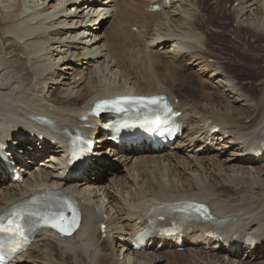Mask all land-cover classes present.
Segmentation results:
<instances>
[{
  "label": "bare ground",
  "instance_id": "6f19581e",
  "mask_svg": "<svg viewBox=\"0 0 264 264\" xmlns=\"http://www.w3.org/2000/svg\"><path fill=\"white\" fill-rule=\"evenodd\" d=\"M221 1H209V16L204 0H0V136L15 137L17 150L7 154L17 160L16 152H24L17 166L27 173L14 183L0 166V212L48 190L70 195L83 211L72 238L38 230L11 264H264V160L248 154L264 141V0ZM156 3L161 10L152 9ZM224 9L237 26L222 46L214 32L223 29L215 19ZM100 17L101 27L118 26L116 38L125 30L124 53L106 31L92 35L85 26ZM136 59L147 70L136 69ZM184 69L217 98L190 82L191 74L179 79ZM101 76L117 87L100 85ZM177 81L200 96L180 97ZM120 90L167 94L182 112L185 133L163 150L132 145L122 152L105 147L100 135L84 173L62 179L66 145L59 131L85 127L81 116L90 105ZM42 118L57 130L41 128ZM215 127L220 133H212ZM188 199L211 206L221 224L216 234L206 237L205 223L190 222L181 234L157 231L134 249L133 237L153 208ZM179 237L186 250L178 248Z\"/></svg>",
  "mask_w": 264,
  "mask_h": 264
},
{
  "label": "rangeland",
  "instance_id": "374dc122",
  "mask_svg": "<svg viewBox=\"0 0 264 264\" xmlns=\"http://www.w3.org/2000/svg\"><path fill=\"white\" fill-rule=\"evenodd\" d=\"M210 0H204V2H203V5H202V8L205 10V11H207V13H208V15L209 16H211V15H214V11H211L210 10V8H208L209 7V4H210V2H209ZM233 2V0H222L221 2H222V4L223 3H225V2ZM207 3H208V5H207ZM206 6V7H205ZM221 9H219V11H220ZM224 11H225V13H222V16H219L218 17V19L220 20V21H216V20H218V19H215V23H217V24H219V26H221L223 29L222 30H219V31H216V32H214L215 33V35H216V37L219 35V37H217V39L216 40H214V42L217 44V43H221L222 44V46H224V41H220V39H228V40H232V38H231V36L228 34V30H229V28L231 27V26H233V27H236L237 26V23H231V21H232V19L230 18V13L229 12H226V9H224ZM212 13V14H211ZM222 17V18H221ZM224 17V18H223ZM230 18V19H229ZM93 19H96L95 17L93 18ZM221 19H223V20H221ZM229 19V20H228ZM98 20V19H97ZM96 21V20H95ZM95 21H93V23H95ZM131 22H133V21H131ZM98 24H100V22L98 23ZM116 27L118 28V26H115L114 24H113V22H111L110 24H108V23H106V24H104L102 27H101V31L103 30V31H106V33L109 35V42H111V43H115V45H116V47H115V49H116V51H117V49L119 48V53H124V52H121V51H123L122 49H123V47H121V46H119V41H121V40H128L129 41V39L127 38V37H124V36H122V32H125V30H122L121 31V29L119 30V32H118V36H117V38L115 37L116 35L114 34V31L116 30ZM120 27V26H119ZM225 28H226V30H225ZM203 30H204V28H202ZM203 31H201V33H202ZM226 32V33H225ZM225 34V35H224ZM123 38H122V37ZM222 36H224V37H222ZM113 37V39H111ZM242 37H243V39L246 37L247 38V35L245 36V34H243L242 35ZM115 38L116 39H118V40H115ZM219 39V40H218ZM117 41V42H116ZM237 41V40H236ZM263 40L261 39V42H262ZM121 43V42H120ZM220 44V45H221ZM229 46V47H228ZM225 48H227V49H231L232 48V45L230 44V43H228V45L225 47ZM262 50H263V53H264V47L262 46ZM224 59V56H221V60H223ZM136 60H139V62L138 61H136ZM135 61H134V63H135V66H136V62H137V65H138V63H139V66H136L137 68L136 69H138V70H142V71H144V70H147V69H145L144 68V66H143V64L141 63V61H140V59H136ZM142 64V65H141ZM86 66L87 65H84L83 67L82 66H79V68H80V70H84V72H87L90 68H87V70H86ZM139 67V68H138ZM142 68V69H141ZM144 68V69H143ZM154 69H158V70H162L163 68H164V65H162V64H154V67H153ZM178 72H179V74H178ZM181 73V74H180ZM186 73H188V74H191L192 76L188 79L190 82H192V83H194V85L196 86V87H198V88H201L202 90L203 89H206L207 91H205L207 94H209V95H211L212 97H214V98H217V92L215 91V89H212V87L211 86H204V85H201V83H200V81H199V78L193 73V72H191L190 70H188V69H184L182 72L180 71V70H178L177 72H176V74H177V76L178 77H180L179 79H181L182 78V76H184ZM181 75V76H180ZM79 77V76H78ZM105 79V80H104ZM194 80V81H193ZM100 81H102L101 83H100V85L101 84H104V85H108V84H110V85H112V87H117V80L116 81H114V79L113 78H110L109 76H107L106 78H104L103 76H101V78H100ZM105 81V82H104ZM170 80H166L165 81V83H170L169 82ZM200 83V84H199ZM184 85H180L179 84V82L177 81V89H178V92H177V94L180 96V97H187V98H189V97H191V98H194V97H196V98H198L199 96H200V92H199V90L197 89V90H194V92H191L190 90H188V88H187V83H183ZM166 151H168V150H165V152ZM120 164V163H119ZM121 166L123 167V169L122 170H126L125 168H127V166L129 167L130 165H127V166H125V165H123V164H121ZM121 170V171H122ZM87 180V179H86ZM90 179H88V181H89ZM104 203L106 204L107 203V198H104ZM187 248L185 247V249L184 250H186ZM183 252V251H182ZM184 252H187V251H184ZM240 257V256H239ZM64 259H66V258H64ZM67 260V259H66ZM65 260V261H66ZM161 264H165V262L164 263H161Z\"/></svg>",
  "mask_w": 264,
  "mask_h": 264
},
{
  "label": "snow or ice",
  "instance_id": "6c2138e0",
  "mask_svg": "<svg viewBox=\"0 0 264 264\" xmlns=\"http://www.w3.org/2000/svg\"><path fill=\"white\" fill-rule=\"evenodd\" d=\"M153 103H156L154 100ZM162 121L157 117L155 119V123L159 125ZM72 143V151L70 152V156L72 157V160H70V163L73 161H79L81 163L84 162V156L81 152L80 155H77V150L81 147V145L77 142L75 139H71ZM6 157H4L2 154H0V164H3L6 162ZM32 203V201L25 202L21 205H18L14 207L12 210L7 212L5 215L0 216V233H9V234H16V235H23L24 233V226L25 225H32L35 223H40L43 226L52 227L57 230H59L62 233H68L71 228L75 227L77 224L75 216H73L71 224L68 228L64 227V220L66 217L64 216L63 212H57L55 214H41L39 212L31 211L29 208V205ZM65 204L67 207L71 208L72 206L70 204H67V201H65ZM35 217H39L38 220L34 219ZM7 218V225L4 223V220ZM20 221H24V225L20 223ZM4 247V245L0 244V248ZM4 257L0 255V261H2Z\"/></svg>",
  "mask_w": 264,
  "mask_h": 264
}]
</instances>
